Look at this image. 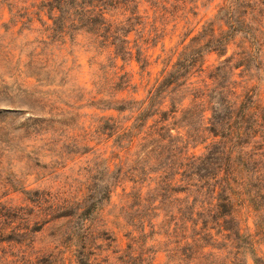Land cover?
Masks as SVG:
<instances>
[{
  "label": "trees",
  "instance_id": "16d2710c",
  "mask_svg": "<svg viewBox=\"0 0 264 264\" xmlns=\"http://www.w3.org/2000/svg\"><path fill=\"white\" fill-rule=\"evenodd\" d=\"M141 1L43 0L39 7L52 22L44 23L42 38L26 43L31 48L26 69L14 75L34 77L40 85L58 74L64 79L71 70L65 62H56L55 45L85 34L99 55L109 54V64H98L100 71L94 72L93 88H86L90 95L87 107L113 112L83 113L84 106H77V102L65 103L69 112L50 104V116L36 119L34 131L49 142L61 141L65 148L68 144L78 147L81 154L110 141L114 148L130 154L137 144L134 155L139 160L136 167L125 170L120 164L112 171L105 158V184L99 196L93 195V201L83 207L79 202L68 203L53 219L76 217L86 227L90 212L111 201L124 179L133 183L131 191L124 189L121 209L127 227L132 228L127 233L131 240L165 235L171 264H221L216 260L219 250L227 252L226 264H248L245 251L251 253L254 264H264L252 247L253 235L249 230L243 232L241 218L245 210L251 213L256 235L264 239V105L248 92L239 93L236 80L256 70L261 79L264 69L260 32L247 29V18L242 16V6L249 5L244 0H226L216 15V20L223 22L220 34H215L214 23L204 26L179 52L171 69H164L147 95L138 99L123 96L125 91L136 92L138 84L133 73L118 61H135L140 74L148 73L151 61L144 44L155 37L141 43L150 24L140 13ZM146 1L154 6V0ZM11 13L15 14L13 8ZM121 14L124 17L120 18ZM16 15L23 16L20 10ZM28 21L31 19L21 24L19 35ZM18 22L11 19V24ZM223 25L229 28L225 30ZM239 32L250 45L227 56L231 40ZM132 33L138 38L131 39ZM211 52L225 58L209 69L206 56ZM27 95L33 99L32 107L44 101L34 93ZM85 116L91 118L88 126L81 125ZM65 128L73 131L66 133ZM92 142L95 145H90ZM200 146L203 151L198 153ZM80 243L76 264H98L91 255L88 234ZM127 248L128 260L123 262L130 264L137 258L131 252L132 243ZM30 264L62 261L48 256Z\"/></svg>",
  "mask_w": 264,
  "mask_h": 264
},
{
  "label": "rangeland",
  "instance_id": "374dc122",
  "mask_svg": "<svg viewBox=\"0 0 264 264\" xmlns=\"http://www.w3.org/2000/svg\"><path fill=\"white\" fill-rule=\"evenodd\" d=\"M42 1L0 0V264H30L40 257L48 256L60 258L62 264H76L75 254L86 234L92 244L91 255L98 264H127L123 260H128L125 255L130 252L127 250L130 243L133 245L131 252L137 258L130 264H171L165 251L169 244L166 243L168 240L165 235L156 234L144 239L137 236L135 241L127 235L132 228L127 227L121 209L124 205V189L126 192L133 189L130 181L121 180L111 201L90 212L86 227H82L83 221L76 217L53 219L68 203L70 206L79 202V207H83L93 201V195L99 196L98 192L102 191L105 184V158L112 171L117 170L120 164L128 170L138 165L139 160L134 155L137 144L130 154L126 150L114 148L111 141L96 145L93 152L81 154L78 147L68 144L65 148L61 141L49 142L34 131L36 119L50 116V104L69 112L72 111L65 108V103L74 105L76 102L77 106H84L81 109L83 113L103 115L113 112L102 113L87 107L90 95L86 88H93L94 72L100 71L98 64H109V54L105 52L99 55L85 34L78 35L74 40L67 39L65 44L55 45L56 62H65V67L71 70L64 79L58 74L52 81L40 85L34 77L14 75L17 70L26 69L27 54L31 49L26 43L42 38L44 23L49 25L52 22L39 8ZM153 2L154 6L146 0L140 4L141 15L150 23L141 43L148 37H155L154 41L147 39L144 44L151 65L148 73L142 75L135 61L124 63L119 59L118 65L125 64V70L133 73L134 83L138 84L136 92L125 91L123 96L144 98L162 71L171 69L183 47L202 32L208 23H214L215 34H220L219 26L223 22L216 20V15L226 0ZM244 2L249 5L241 8L243 18H247L245 27L260 32L264 42V0ZM11 8L15 14L11 13ZM18 10L23 16L16 15ZM119 17L124 16L121 14ZM12 18L19 20L17 25L11 24ZM28 18L31 21L27 22L23 33L19 35L18 29ZM4 24L10 28L7 29ZM228 28L223 25V29ZM149 29H152L151 34ZM135 38L138 35L132 33L131 39ZM249 45L243 33H236L227 56ZM9 49L12 50L10 54L6 53ZM224 58H220L216 52L208 53L206 65L212 69ZM256 74L257 70L237 76L238 92H248L264 105V69L261 79ZM49 88L51 91H47ZM79 88L83 91L79 92ZM27 93H34L40 102L44 101L37 104L38 107H32L33 99ZM81 94H84L83 98ZM81 123L88 126L91 118L82 117ZM65 130L66 133L73 131L71 128ZM90 145H95V142ZM76 150L79 152L75 153ZM196 151L202 152L203 147L200 146ZM144 190L147 191L146 186ZM241 218L243 232L250 231L253 235L252 247L264 259V239L256 235L253 215L245 210ZM226 255V251L219 250L216 260L226 264ZM244 256L248 264H254L249 251H245Z\"/></svg>",
  "mask_w": 264,
  "mask_h": 264
}]
</instances>
